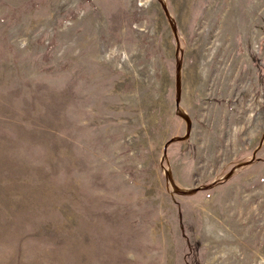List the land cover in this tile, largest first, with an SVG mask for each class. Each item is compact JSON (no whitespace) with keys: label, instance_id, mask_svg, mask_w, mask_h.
I'll return each mask as SVG.
<instances>
[{"label":"rangeland","instance_id":"obj_1","mask_svg":"<svg viewBox=\"0 0 264 264\" xmlns=\"http://www.w3.org/2000/svg\"><path fill=\"white\" fill-rule=\"evenodd\" d=\"M0 264H264V0H0Z\"/></svg>","mask_w":264,"mask_h":264}]
</instances>
